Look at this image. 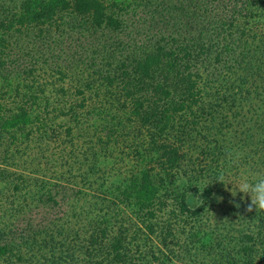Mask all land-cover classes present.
Returning <instances> with one entry per match:
<instances>
[{"label": "trees", "instance_id": "obj_1", "mask_svg": "<svg viewBox=\"0 0 264 264\" xmlns=\"http://www.w3.org/2000/svg\"><path fill=\"white\" fill-rule=\"evenodd\" d=\"M220 168L264 172V0H0V264H264Z\"/></svg>", "mask_w": 264, "mask_h": 264}, {"label": "clouds", "instance_id": "obj_2", "mask_svg": "<svg viewBox=\"0 0 264 264\" xmlns=\"http://www.w3.org/2000/svg\"><path fill=\"white\" fill-rule=\"evenodd\" d=\"M224 159L231 167H238L243 159V153L239 149L228 148L225 150ZM216 181L227 185L231 184V194L235 197L242 194L241 199L249 198L246 211L264 212V172L251 169L242 170L234 175L224 168L216 170L211 182ZM210 182V183H211ZM239 207V205H236Z\"/></svg>", "mask_w": 264, "mask_h": 264}, {"label": "rangeland", "instance_id": "obj_3", "mask_svg": "<svg viewBox=\"0 0 264 264\" xmlns=\"http://www.w3.org/2000/svg\"><path fill=\"white\" fill-rule=\"evenodd\" d=\"M26 173H27V172H26ZM191 203H192V205L195 207V206H198L200 202H199L198 200H196V199H194V200L192 199V200H191ZM17 264H18V263H17Z\"/></svg>", "mask_w": 264, "mask_h": 264}]
</instances>
